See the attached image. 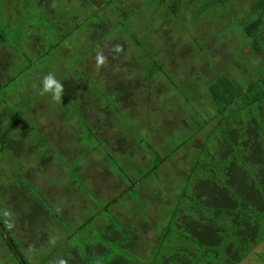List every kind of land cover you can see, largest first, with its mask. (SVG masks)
<instances>
[{"label":"rangeland","instance_id":"1","mask_svg":"<svg viewBox=\"0 0 264 264\" xmlns=\"http://www.w3.org/2000/svg\"><path fill=\"white\" fill-rule=\"evenodd\" d=\"M117 1L127 3L126 9L133 14L127 18L133 36L120 30ZM142 1L112 0L100 7L103 0H47L39 7L31 0H0V24H8V40H15L12 48L16 52L14 57L7 53L0 66V220L28 264H37L52 251L57 253L43 264L69 260L70 250L80 252L85 244L97 249L104 230L76 231L93 213L97 215L91 226L101 229L112 223L118 229L120 221L127 228H136L141 235L136 245L139 249L129 247V252L145 257L146 264L166 229L169 235L162 239V253H171V246L180 250L181 242L173 239L172 228L178 218L174 214L186 202L179 195L184 174L198 152L209 161L207 134L215 121L196 131L207 117L203 106L209 102V82L217 72L241 82L257 75L260 59L255 52L248 54L250 41L238 22L249 13L252 0L229 4L239 18L227 27L230 16L214 22L209 12L194 19L190 6L176 17L167 9L157 17L144 10L143 4L132 9L133 3ZM94 24L98 30L106 25V37L100 39L99 30L90 39ZM218 29L225 31L217 34ZM116 41L124 43L123 52L108 57ZM28 46L35 49L29 53ZM149 48L162 67L152 76L146 72L152 67L147 58ZM97 53L106 58L99 69L94 59ZM81 68L86 76L74 74ZM48 72L61 82L78 75L83 79L77 92L87 93H78L77 102H82L84 123L76 113L66 116V108L77 98L68 101L64 91L62 102L57 103L50 94L41 96L39 87H32ZM13 77L10 86L7 81ZM118 82L129 92L121 93L116 101L119 110L109 93ZM105 104L111 111L102 108ZM125 123L132 131L124 133L125 145L116 150ZM187 137L191 140L186 145L171 151ZM202 138L204 146L197 149ZM106 149L113 158L109 159ZM156 153L169 158L156 173L148 174ZM215 161L222 162L218 157ZM197 171L200 179L208 176L204 168ZM118 195L115 202L108 203ZM29 199H35L42 210L32 220L24 215L30 213L27 205L18 204ZM259 222L260 242L237 264H264V218ZM0 256L1 264H17L1 236Z\"/></svg>","mask_w":264,"mask_h":264},{"label":"trees","instance_id":"2","mask_svg":"<svg viewBox=\"0 0 264 264\" xmlns=\"http://www.w3.org/2000/svg\"><path fill=\"white\" fill-rule=\"evenodd\" d=\"M31 2L39 7L48 3L47 0H31ZM105 2H112V0H103L100 7H103ZM232 2L234 0H143L141 3H133L132 9L143 4L144 10L147 8L151 13L155 12L157 17L161 16V13L166 9L170 11L172 16L176 17L178 13L190 6L193 7L191 15L194 19L209 12L210 18L214 22L220 21L219 19L226 15L230 16V21L226 22L224 26L227 27L234 18L235 20L239 18L235 16L234 9L229 5ZM116 5V12L120 15L119 19L122 18L119 20V24L123 26V29L120 28V30L126 36H133L130 32L132 31L131 28H128L129 25H132L131 20H127V18L133 17V14L126 9L127 3L117 1ZM150 6L153 7L150 9ZM238 22L245 38L250 41L248 54L254 55L253 52H255L258 55L260 67L256 69V76L248 78L244 82L233 80L222 72H217V76L209 82L207 87L209 102L203 106L207 111V117L199 123L196 130L198 131L208 123L215 121L207 134V137L209 136V161L200 156L198 152L194 157L192 166L184 174L179 195L185 197L184 201L186 202H184V206H179L177 213L174 214L178 217L174 222V227H177L181 232L176 231L174 227L172 228L175 235L173 239L178 238V242H181L180 250L175 251V246H171L169 247V249H173L171 253H162V239L169 235L166 229L167 232L165 231L161 234L163 236H160L163 238L160 240L158 238L157 248L151 252L150 264H194L199 261V264H237L260 242L259 220L264 218V0H252L249 13L244 20L240 18ZM106 25L99 29L101 32L100 39L106 37L109 32ZM116 25L118 27V22ZM98 27L94 24L89 34L90 39L95 37L96 31L99 32ZM8 31V24H0V51L2 50L0 53H4L8 49L14 57L16 52L12 46H14L13 41L15 40H8ZM224 31V29H218L217 34H223ZM151 33L153 32L148 34ZM137 41L139 44L144 43ZM116 42V45H120L122 50L117 52L113 46L108 57L122 54L124 43L122 41ZM33 45L38 46L37 42H34ZM29 46L27 51L30 53L35 48L29 49ZM37 51L39 53V48ZM147 58L150 59L149 63L152 66L146 71L148 75L152 76L156 69L162 70V67L155 60L154 54L150 52V48ZM82 73L86 76L83 68L80 69L79 73L76 71L74 74ZM14 78L7 81V83L10 82V86L14 85ZM62 83L66 92V99L71 101L68 98H77L74 104L70 103L69 109L66 108V116L76 113L78 121L84 123V116L80 112L82 102L81 100L77 102L81 96L78 93H87L85 91L77 92L81 90L83 79L78 75L76 78L64 79ZM122 88L124 89V84L118 82L109 92L114 99V108L117 110L119 107L116 101L119 100L121 93L129 94ZM102 91L105 92L103 87ZM94 98L98 97L94 96ZM24 102L26 103V98H24ZM102 108L111 111L107 104L103 105ZM0 126H2L1 123ZM93 126L95 127V125ZM9 128H5V130L11 131ZM131 128L128 123L123 125L122 132L119 133L115 142L116 150H122L125 145L124 133L132 131ZM195 132L193 133L194 139H196ZM190 140V137L181 140L179 146H175L171 151L186 145ZM205 141H201V145L197 149H201ZM1 143H5L3 139ZM106 152L111 156L109 159L113 158L107 149ZM217 157L221 158L222 162H216L215 158ZM168 158V154L156 153L155 162L148 174L156 173L159 165ZM216 165L217 167H215ZM198 168L207 170L208 180H206L205 175L203 179H200ZM199 182L202 183V186L199 185ZM133 185L132 181L128 187L132 188ZM19 192L22 193L23 191L20 190ZM119 196L112 197L108 203L115 202ZM193 197L196 199L194 202L190 201ZM18 204L21 207L27 205L30 209L29 214H24L27 215L28 220H32V216L42 211H40L39 204L35 199L24 200ZM186 208H188L187 211H185ZM45 210L43 209V213ZM96 215L93 213L88 216L82 224L78 225L76 231H81L84 228L94 231L91 229L93 227L99 231L104 230L101 233V241L97 242V249H92L94 246L91 243L85 244L80 252L73 248L68 253L71 255L70 259L66 258L67 264H146L144 262L145 257L137 256L135 251L129 252L130 248L139 249L136 245H138L137 240L141 235L136 233V228H127L119 220V222L117 221L119 223L118 229H115L112 223L111 227L107 223L101 229L99 225L91 226V221ZM142 228L144 231L147 229L144 225ZM0 236L3 244H6L13 254L17 264H28L24 255L15 248L16 245L10 239L1 220ZM97 236H100V233H97ZM64 242H60L58 245L61 246ZM17 253H20L21 258ZM56 253L57 251L48 253L37 264L45 263ZM9 263L11 264V262Z\"/></svg>","mask_w":264,"mask_h":264},{"label":"clouds","instance_id":"3","mask_svg":"<svg viewBox=\"0 0 264 264\" xmlns=\"http://www.w3.org/2000/svg\"><path fill=\"white\" fill-rule=\"evenodd\" d=\"M114 50L119 52L122 50V48L120 45H116L114 46ZM94 59H95L97 69H99L101 66H103L106 63V58L100 53H97ZM32 87L34 89L39 87V94L41 96L45 94H50L52 101L57 102V103L62 102V96L64 94V85L61 81L57 80L53 72H48L45 75H43L39 85L33 84ZM4 215L7 216L9 214L5 212ZM51 243L54 244L55 240L53 239ZM59 264H67V261L64 259H61L59 261Z\"/></svg>","mask_w":264,"mask_h":264},{"label":"crops","instance_id":"4","mask_svg":"<svg viewBox=\"0 0 264 264\" xmlns=\"http://www.w3.org/2000/svg\"><path fill=\"white\" fill-rule=\"evenodd\" d=\"M9 52L12 53L10 50L7 49L6 51H4V53H0V55L3 54V55L6 57V54L9 53ZM4 56L2 57V55H1V57H0V60H1V61H0V66L3 65V63H1V62H2V60L4 59ZM7 59H8V58H7ZM117 220H118V219H117ZM144 226H147V225L144 223ZM251 250H253V248H252Z\"/></svg>","mask_w":264,"mask_h":264},{"label":"water","instance_id":"5","mask_svg":"<svg viewBox=\"0 0 264 264\" xmlns=\"http://www.w3.org/2000/svg\"><path fill=\"white\" fill-rule=\"evenodd\" d=\"M17 255L21 258V256H20V254L19 253H17Z\"/></svg>","mask_w":264,"mask_h":264}]
</instances>
